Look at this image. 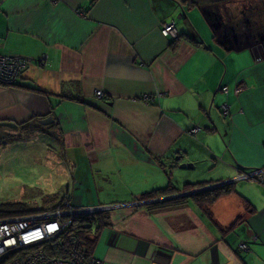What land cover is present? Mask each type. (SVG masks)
Instances as JSON below:
<instances>
[{"label":"crops","instance_id":"crops-1","mask_svg":"<svg viewBox=\"0 0 264 264\" xmlns=\"http://www.w3.org/2000/svg\"><path fill=\"white\" fill-rule=\"evenodd\" d=\"M255 2L264 5L0 2V54L28 61L13 85H0V122L56 141L67 176L62 196L73 206H118L106 211L107 227L98 234L92 227V257L101 264H264V185L235 182L234 194L209 206L211 218L193 202L150 213L137 200L168 182L176 189L212 185L239 169L264 168V56L239 33L246 28L249 39H264ZM243 15L246 26L236 19ZM172 21L177 42L160 33ZM47 117L52 125H39ZM33 118L26 132L18 129ZM196 126L200 131L190 135ZM239 218L235 230L223 232Z\"/></svg>","mask_w":264,"mask_h":264},{"label":"built area","instance_id":"built-area-1","mask_svg":"<svg viewBox=\"0 0 264 264\" xmlns=\"http://www.w3.org/2000/svg\"><path fill=\"white\" fill-rule=\"evenodd\" d=\"M160 33L164 37L174 39L178 37L173 21L162 24ZM45 63V57L38 60L40 66H44ZM26 65L27 60L24 58L0 54V85L14 84ZM222 90L227 91L228 88L223 87ZM94 95L101 99L104 98L99 90L94 91ZM143 99L149 101L147 96ZM220 111L222 116L228 115L227 106H222ZM161 126L163 129L164 125L161 122L156 125L157 129ZM199 131L200 128L196 126L189 131V134L195 135ZM241 180L264 185V168L237 172L234 179L222 184H231ZM114 207L118 206L75 207L65 201L62 207L56 209L0 220V264H101L93 257L90 258L89 263L84 260L79 251L78 237L69 234L68 229L77 217L94 215L105 210H112ZM239 248L244 251L248 249V246L240 243Z\"/></svg>","mask_w":264,"mask_h":264},{"label":"rangeland","instance_id":"rangeland-1","mask_svg":"<svg viewBox=\"0 0 264 264\" xmlns=\"http://www.w3.org/2000/svg\"><path fill=\"white\" fill-rule=\"evenodd\" d=\"M248 8L245 6L243 10ZM251 8H261V14H264V5H258L255 2L251 4ZM247 18L243 15L236 19L239 24L242 23L243 26H246ZM254 18L261 19L264 23V17L254 15ZM245 29L239 32L242 33L241 36L245 37H241V41L244 43L251 42L252 45H255L254 48L257 53L264 56V48L259 46L264 43V39L259 36L255 37L257 40L249 39L246 35L250 34ZM142 100L148 101L144 100L143 97ZM4 133L11 134L3 135ZM1 135L0 203L18 202L30 210H38L46 206L45 199L48 195L58 194L62 196L66 187L64 178L67 176L65 175L66 168L61 169L58 166H63V160L56 141H52L47 133L44 135L20 134L16 130L4 127H0Z\"/></svg>","mask_w":264,"mask_h":264},{"label":"trees","instance_id":"trees-1","mask_svg":"<svg viewBox=\"0 0 264 264\" xmlns=\"http://www.w3.org/2000/svg\"><path fill=\"white\" fill-rule=\"evenodd\" d=\"M188 38H189L188 39L189 42L195 45L201 44L199 40H195L190 37ZM180 39L181 36H178L173 41L177 42ZM29 90L33 92L41 93L39 90H33V89H29ZM35 121H37V119L33 118L26 121L25 123L18 124V129L23 132H26L30 128L31 124H33V122ZM238 172H247V171L239 169ZM165 175L167 176V178H169V173H165ZM241 181H245V180H241ZM224 182L226 181L215 183V184H221L216 188L209 190H201L189 196H183L162 202H154L158 198L167 197L179 193H186L196 189H204L205 187L211 185V184H194V185L186 184L181 189H176L173 187V185L170 182H168L167 186H165L164 188H159L144 193L140 195L137 200L141 202H148L145 205V208L150 213L155 211L157 212V211L181 208L186 206L188 202H193L196 206H198L201 210H203V212H205L207 217L211 218L212 216L208 210L209 206L215 203L219 198L224 196H229L235 193L233 186L234 183L237 181L231 184H222ZM249 182H253V181H249ZM212 185H214V183ZM65 201L69 202V199L66 195L64 196H59L58 194L48 195V197H46L45 199L46 206L38 210H30L25 205L18 202L0 203V220H6L14 217L25 216L29 214L44 212L51 209H56L58 207H62V204ZM241 220L242 219L240 218L236 219L223 232L227 233L235 230V228L241 223ZM108 222H109L108 212L102 211L94 215H85V216L77 217L69 227L68 233L76 235L79 239V251L86 262L89 263L90 258L92 257L93 254L92 251L96 242L95 236L90 237L93 236L92 227L96 226L94 230V234L95 233L98 234L100 230L108 226Z\"/></svg>","mask_w":264,"mask_h":264},{"label":"water","instance_id":"water-1","mask_svg":"<svg viewBox=\"0 0 264 264\" xmlns=\"http://www.w3.org/2000/svg\"><path fill=\"white\" fill-rule=\"evenodd\" d=\"M38 123H39V125H41L43 127H47V126L52 125L53 120H52L51 117H47L45 119L40 120ZM0 127H8V128L16 129L17 128V125L15 123L0 122ZM175 161H178V158H175ZM189 167H191V165H180V168H189ZM218 186H220V185H215L214 184L212 186L205 187L204 189L193 190V191L186 192V193H179V194L171 195L169 197L160 198V199H157L154 202H162V201L171 200V199H175V198H179V197H183V196H189V195L194 194V193H197V192H199L201 190H206L208 188L211 189V188H215V187H218ZM147 203L148 202H145L144 204H147Z\"/></svg>","mask_w":264,"mask_h":264},{"label":"bare ground","instance_id":"bare-ground-1","mask_svg":"<svg viewBox=\"0 0 264 264\" xmlns=\"http://www.w3.org/2000/svg\"><path fill=\"white\" fill-rule=\"evenodd\" d=\"M28 62V61H27ZM27 66V65H26ZM26 68V67H25ZM13 85V84H12Z\"/></svg>","mask_w":264,"mask_h":264},{"label":"flooded vegetation","instance_id":"flooded-vegetation-1","mask_svg":"<svg viewBox=\"0 0 264 264\" xmlns=\"http://www.w3.org/2000/svg\"><path fill=\"white\" fill-rule=\"evenodd\" d=\"M262 37V36H261Z\"/></svg>","mask_w":264,"mask_h":264}]
</instances>
